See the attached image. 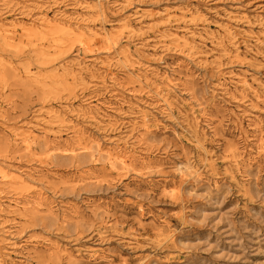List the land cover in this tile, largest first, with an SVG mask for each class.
Listing matches in <instances>:
<instances>
[{"label": "rangeland", "instance_id": "374dc122", "mask_svg": "<svg viewBox=\"0 0 264 264\" xmlns=\"http://www.w3.org/2000/svg\"><path fill=\"white\" fill-rule=\"evenodd\" d=\"M30 1L0 0V23L21 11L37 16L30 11L34 6ZM55 1L58 4L53 5ZM72 3L50 0L45 7L50 16L60 12L89 16L98 26L104 20L107 29L127 20L137 32L131 38L122 34L120 46L109 52L102 46L93 56L79 53L74 43V50L59 58L62 33L55 30L31 36V41L22 38L15 49L0 44V54L12 61L6 70L0 68V162L27 171L39 186L45 185L43 191L59 215L55 220L54 214L43 208L35 212L29 205L15 209L11 197L3 198V228L25 231L14 239L10 260L15 264H264V152H258L253 137L257 134L264 141V40L257 39L264 35V0H102L100 15L87 14ZM186 7L198 10L204 21L190 22L181 12ZM166 11L172 15L173 28L196 33L190 53H180L170 40L160 38V31L167 29ZM226 28L235 36L231 41ZM126 44L134 67L146 70L151 78L149 88L128 79L127 68L117 64L122 63ZM42 59H56L51 65L80 60L88 66L85 74L94 77L85 76L84 84L66 80L67 86H58L55 79H47L42 81L44 91L58 90L49 95L57 105L75 94L72 106L92 111L72 117L77 128L105 149L134 152L133 165H150L143 176L130 172L119 177L101 161L95 166L87 163L89 159L72 162L47 147L55 141L52 131L41 134L31 154L42 159L56 156L47 159L49 165L27 164L28 152L15 141L11 128L35 122L42 99L36 92L42 82L29 83L16 71L25 66L37 70ZM105 60L111 66L101 64ZM48 68L46 64L41 70ZM156 89H164L173 113L166 112ZM89 96L98 97L92 102L95 106L83 102ZM194 109L198 112L192 114ZM143 112L151 124L146 134ZM70 136L64 131L57 140L62 144ZM231 147L241 162L238 168L230 158ZM178 167L190 168L191 174L174 198L169 190L180 181ZM84 169L100 173V182L74 181ZM23 198L30 199L27 194L18 200Z\"/></svg>", "mask_w": 264, "mask_h": 264}, {"label": "bare ground", "instance_id": "6f19581e", "mask_svg": "<svg viewBox=\"0 0 264 264\" xmlns=\"http://www.w3.org/2000/svg\"><path fill=\"white\" fill-rule=\"evenodd\" d=\"M44 1V0H43ZM50 2V0H45L43 4H39L38 0L30 1L29 3L34 5L30 11H35L36 15L34 18L30 15V13L20 12L19 16L13 18V20H5L4 22L0 23V44L9 47V48H17L19 43L21 42L22 38H26L28 41H31V36H36L40 34H44V32L50 30H55L56 33H62V36L59 37V45H63V55L59 58L66 57L69 52L74 50V43H77L78 48L77 51L79 53L86 54L87 56H93L96 54L98 49L104 46L103 51L109 52L110 49H116V45L120 46V36L125 34L127 38H131L137 32L136 29L133 28L131 23L127 20H119V25L116 28L107 29L105 26V21L102 20L99 24L92 21L89 16L83 17H68L65 13L55 14L54 16H50L49 12L46 10L45 3ZM58 4L56 1L53 5ZM28 5L24 6V8L28 7ZM51 6V5H50ZM73 7L80 8L87 14L89 12L96 11L98 15H100V11H102V0H73L72 3ZM24 11V10H23ZM183 11V12H182ZM184 17H190L189 21L196 22L204 21L202 15L198 10H192L191 8L186 7V10H181ZM30 15V16H29ZM28 17L26 21L19 22L17 19H22ZM170 12L166 11L164 17L165 22L167 25V29L164 31H160V38L165 39V41L170 40L173 44V48L180 53H190L193 49V44L195 43L194 37L196 33L190 28L184 27V29L180 28H173L171 25ZM174 21V20H173ZM115 29V30H114ZM226 33L230 36L229 41L233 40L235 36L230 32L229 29H225ZM214 38L220 37L218 34L212 35ZM263 37L257 38L258 40H264ZM222 42V41H221ZM165 44V43H164ZM167 47V44H165ZM126 50L125 54H123L122 63L117 62L121 67L127 68L126 72L129 77L134 83L137 82L139 85L142 84L143 88H149V80L151 78L148 77V74L145 73L146 70H141L140 68H135V62L130 60V57H133V54L130 52L129 44L124 45ZM40 50V48H37ZM237 50V49H235ZM59 53V54H61ZM58 54V55H59ZM121 59V58H120ZM119 59V60H120ZM44 62H40L39 66H37V70H33L32 68L25 66L21 69L17 67L15 70L16 75L20 78L25 79L29 83H40L45 82L47 79L54 80L56 85L58 86H67L66 80H71L73 83L76 84H84V78L87 76L85 72L89 71L87 65H85L82 61H77L75 63H59V65H51L55 63V60H48L42 59ZM58 60V59H57ZM118 60V61H119ZM64 61V60H63ZM101 62V61H100ZM105 62V63H104ZM12 61H6L5 57L0 54V68L6 70L10 67ZM49 65L48 69L45 71L41 70V67L44 68L45 65ZM101 64H106L111 66L110 60L106 62L103 61ZM48 67V66H47ZM88 78L94 77L93 74L88 75ZM104 81V80H103ZM115 81V80H114ZM38 88L36 94L42 97L40 98L41 107L37 110V114L34 117L35 122H27L24 125H19L11 128V134L15 137V141H18L22 144L23 148L28 152L27 164H33L32 162L45 166L44 164L49 165L47 159H51L56 156H50L47 159L42 158H35L31 154V150L36 143L39 142L41 139V134H46L48 131H52L54 133L55 141L52 142V145L47 146L53 149L52 151H60L63 153L64 158H68L72 162L75 159H89L87 163H94L93 166L97 165L100 161L105 163L107 169L111 173H115L117 176H125L126 174L133 172L139 176H143L146 171L150 167L149 164H141L139 167L137 165H133L131 162L137 161V157L134 155V152L126 151L125 149H118L119 147L113 148H103L98 141L94 139H90L89 136L85 133L81 127L77 128L78 124H76L72 117L79 118L85 117L86 115L92 114V111L85 110L82 107H73V101L76 99V95L73 94L70 98H65V100H61L62 104L57 105L53 101L52 98H49L50 93H55L58 90H51L50 92L44 91L45 85L43 84ZM52 89V88H51ZM134 92V90H131ZM142 91V90H140ZM156 96L159 97V100L163 106H165L166 112L169 114L173 113L170 111L171 103L168 102L166 93L163 92L164 89H156L155 90ZM131 93V92H130ZM141 93V92H139ZM84 97V96H83ZM98 97L96 96H89L83 99V102L86 104H91V106H95L92 102L97 101ZM63 103H67V105H63ZM196 111L195 109L192 111L194 114ZM95 118L96 116H91V118ZM88 118V117H87ZM143 123L142 126L144 127L145 134L148 133L151 124L148 121V115L146 112L142 114ZM196 124L199 122L198 118L195 117ZM64 131H70V141L64 142L60 144L58 142V138L63 135ZM253 137L257 140V150L258 152H264V141L262 136H258L255 134ZM143 137L137 139L138 143L143 141ZM57 140V141H56ZM197 144H200V141L197 139ZM201 148L205 151V148L201 146ZM230 149V148H229ZM233 163L235 167L238 168V165L241 164L240 160L237 159L236 154L234 153V147H231ZM22 157V156H20ZM32 161V162H31ZM143 161V158L141 159ZM97 162V163H96ZM74 166V164H72ZM93 166L91 168H93ZM76 168L79 165H75ZM82 175H78L73 180L78 181L80 183H86L88 181L90 184L100 182L102 175L100 173L91 172L89 174L87 169L82 170ZM178 176L180 181L177 184H173L172 188L169 190V194L171 197H177L180 193L181 189L183 188V184L186 181V178L191 174L190 168L185 167L184 169L181 167L177 168ZM85 173L87 175H85ZM105 182H108L105 179ZM40 183L31 177L27 171H24L21 168L11 166L9 164H5L4 162H0V202H2L3 198L11 197L13 201L15 209H20L23 205H29L31 208L37 212L39 210L45 209L47 214H54L52 207L54 206L53 201H49L46 195V191L44 190V186H39ZM96 185V184H95ZM47 189V188H46ZM30 197V199H25L24 201H19V197H24V195ZM8 196V197H7ZM28 198V197H27ZM22 202V204H21ZM2 204L0 203V212L3 211L1 207ZM73 214H76V210H73ZM55 215V220L59 219V215ZM49 218L46 216L41 217V219ZM63 222V220H61ZM66 221V220H64ZM2 226V223H0ZM5 226V225H4ZM0 228V264H15L14 261L10 260L11 254L15 253L14 248L16 246L15 238L17 239L20 234L22 235L24 230L13 231L9 228ZM101 236V235H100ZM62 251V250H59ZM59 257L62 255L57 254ZM70 261H72L71 256H68ZM60 259V258H58ZM9 260V262L7 261ZM74 262V261H73Z\"/></svg>", "mask_w": 264, "mask_h": 264}]
</instances>
